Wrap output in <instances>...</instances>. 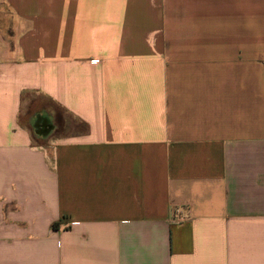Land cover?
Instances as JSON below:
<instances>
[{
    "label": "crops",
    "instance_id": "1",
    "mask_svg": "<svg viewBox=\"0 0 264 264\" xmlns=\"http://www.w3.org/2000/svg\"><path fill=\"white\" fill-rule=\"evenodd\" d=\"M0 264H264V0H0Z\"/></svg>",
    "mask_w": 264,
    "mask_h": 264
},
{
    "label": "built area",
    "instance_id": "2",
    "mask_svg": "<svg viewBox=\"0 0 264 264\" xmlns=\"http://www.w3.org/2000/svg\"><path fill=\"white\" fill-rule=\"evenodd\" d=\"M178 219H183V216L180 213H176Z\"/></svg>",
    "mask_w": 264,
    "mask_h": 264
},
{
    "label": "rangeland",
    "instance_id": "3",
    "mask_svg": "<svg viewBox=\"0 0 264 264\" xmlns=\"http://www.w3.org/2000/svg\"><path fill=\"white\" fill-rule=\"evenodd\" d=\"M43 116H44V115H43ZM43 116H42V117H43ZM44 117H45V116H44Z\"/></svg>",
    "mask_w": 264,
    "mask_h": 264
}]
</instances>
